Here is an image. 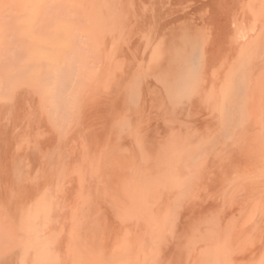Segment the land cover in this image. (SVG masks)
Wrapping results in <instances>:
<instances>
[{
    "label": "bare ground",
    "instance_id": "6f19581e",
    "mask_svg": "<svg viewBox=\"0 0 264 264\" xmlns=\"http://www.w3.org/2000/svg\"><path fill=\"white\" fill-rule=\"evenodd\" d=\"M176 1L0 0V264H169L172 262L167 260L170 255L166 254V248L164 253L168 257L163 254L161 245L165 232L171 230L170 236L174 233L172 230L178 220L175 208H180L185 200L192 202L204 193L215 194L216 204L212 206L214 198L211 206L220 211V216L216 213L218 218L214 217V221L206 224L203 233L199 231L202 236L199 237L196 232L199 238L192 233L191 239L197 237V242H202L205 248L203 257L195 261L197 256L194 252L199 251V247L192 246L189 251L193 255L192 261L188 264H264V35L244 34L240 35L244 40L235 38V24L231 26L227 14L235 8L237 0H190L194 6L190 8L192 11L208 9L206 13L209 12L211 18L221 17L222 30L219 32L224 33L221 40L224 44L231 43L228 45L230 53L222 63L219 62L218 39L213 42V51L210 48L211 55L207 53L209 57L205 55V49L201 48L196 59L188 55L187 60H190L186 66L180 64L184 68L189 67L185 73L183 71L179 91L183 94L186 92L192 106L197 103L198 108H201L199 106L205 104L202 107L211 109L213 116L220 117V121L218 118L216 120L225 123V126L229 125L223 139L227 156L219 160L221 163L217 162L219 158H210L217 165L205 161L208 166L213 164L210 166L214 169L207 166L214 170L213 173L207 170L212 173L209 175L206 165L200 169L197 166L200 164L195 165L202 155V149L193 146L185 137V141L179 140L174 146L175 150L171 148L175 154L163 160L162 156L160 159L155 158L164 161H159V164L153 159L156 162L149 169L143 168V165L138 168L145 154L141 153L144 155L138 158V152L142 150L141 146L139 150L133 144L137 142L127 139L135 146L133 151L139 150L137 158L140 161L137 159V166L127 154L129 150H117L124 141L122 138L123 141L117 145V134L129 136L121 131L139 103H136L137 93L142 89V93H139L144 94L140 86L155 71H151L152 74L148 70L149 78L147 73L143 75L146 80H141L140 85L137 79L142 77L138 78L136 74L132 76L136 69L131 73L133 67L124 62L123 57L119 58L121 48L115 46L116 38V44L111 43L110 35H113L112 30L115 28L122 30L127 27V36L124 35L127 41L124 44L128 46V35H133L135 26L140 24L136 16L141 12L143 14L146 9L154 13L147 20L144 14L141 15L145 19L142 22L146 24L144 27L157 21L160 30L162 27L164 31L168 25L171 29L167 28L172 30V22H165L167 13ZM251 2L254 3L250 8L254 10L253 18L240 10L261 23L256 22L258 26L264 27V0ZM205 15L200 18L201 22L203 17L207 18ZM246 18L242 19V23L245 24ZM129 20L128 27L126 23ZM248 21L251 22L250 19ZM107 27L111 31L103 32L105 29L108 31ZM200 27V31L196 28L197 32L191 27L189 29L194 31L195 36V33L202 32ZM159 28L156 26L155 29L158 31ZM263 30L259 32L264 34ZM168 34L157 37L166 38ZM216 36H219L218 33ZM211 38L215 36L212 34ZM167 39L164 44L171 45L169 51H172V45H175V50L180 46L183 49L180 39L175 41L176 37L169 35ZM184 40L191 44L188 35ZM184 53H180L182 58ZM191 65L195 66L190 68ZM135 81L139 86L138 92ZM170 100L166 103V111L170 108ZM235 107L239 116L234 114L236 111L233 113ZM191 109L193 113L194 108ZM147 111L149 113V109ZM138 117L141 118L140 115ZM167 118L170 119L169 114ZM213 118L210 121L213 122ZM152 119L154 122L155 118ZM218 133L215 135L217 139ZM134 138L132 136L131 139ZM140 139L137 137L139 145H142ZM208 141L203 144L212 146ZM219 143L222 147V141V145ZM220 147L217 146L219 150ZM212 151L208 152L210 156ZM132 154L133 157L136 155L134 152ZM151 154L148 155L154 156L156 153ZM211 160L208 158L207 162ZM147 170L151 171L145 173ZM205 198L202 200L208 204ZM206 220L208 223L210 219ZM202 222L198 223L202 225ZM176 234L173 235L175 238L181 236ZM171 237L166 239L171 240ZM184 241L187 242H183L187 248L190 238ZM165 243L167 241L163 245ZM183 254L186 255L184 250ZM183 258L187 259L184 255Z\"/></svg>",
    "mask_w": 264,
    "mask_h": 264
},
{
    "label": "rangeland",
    "instance_id": "374dc122",
    "mask_svg": "<svg viewBox=\"0 0 264 264\" xmlns=\"http://www.w3.org/2000/svg\"><path fill=\"white\" fill-rule=\"evenodd\" d=\"M183 1V2H182ZM240 1H241V3H240ZM239 2V3H238ZM254 2V1H253ZM176 4L175 5H173V6H171L172 8H171V10H170V12H168L167 13V16H166V24L167 23H169L170 21L172 22V30H170L171 29V26H165L166 28L164 29V31H163V28L161 27V29L162 30H160V28H159V26H158V24L156 23L157 21H155V22H152L151 24L150 23H148L150 26H148V24H147V28L146 27H144L146 24L145 23H142L143 21H145V19L144 18H146V20L148 19V18H150V17H153V11L151 10V9H146L145 11H143L144 13V18H143V16H141V15H143L142 14V12L138 15V17L136 16V19L138 20V22H140V24L142 23V25L140 26V24H138L137 26H135V31L137 32V30H138V33H136V32H133L132 34L133 35H128V46H126V44H124V42L126 43V41H127V38L126 37H124V35H126L127 36V30L128 29H126V28H123L122 30H118L117 28H115L114 30H112L113 32V37L110 35V37L112 38L111 40L113 41V42H111V43H113V44H116V42H117V44L115 45V46H117V47H120L121 48V55H120V57L119 58H122L123 60H124V62H126V63H128L131 67H133V68H131V73H133L132 71L133 70H135V72L132 74V76L134 75V74H136V77H142V79L141 78H139V79H137V80H140V85H141V83L142 82H145V78H146V76L148 77V76H150V74H148V72L150 71H152L153 72V70L155 71V75L153 74H151L152 76H150L151 78H147L148 80H146V82L144 83V84H142V85H144V86H140V89L141 88H143V92H144V94H146V95H142V94H140V93H142V89L139 91V86H138V83H137V81H135L136 83H135V85H137L136 86V88H137V92L139 93V95H138V93H137V100H136V103H138V104H136L135 105V107H136V109L133 111V114H132V118L130 119H128L129 120V122L125 125V126H123V130L121 131V132H123V134H125V135H129V136H122L120 133H119V135L121 136V138L119 137V135L117 134V138H119V140H117L115 143L117 144V145H119V143L120 142H122L123 140L124 141H126L125 143H124V141L122 142V143H120V148L118 147V151L120 150L121 152L122 151H124V152H126V150H129V151H127V154H129V155H127L126 153V155L127 156H129V157H131V160L132 159H134L133 161H134V165H138V162L140 161L139 159H140V156H142V155H144L143 156V159H141V162H142V164H140L139 163V167L138 168H140L142 165V167L143 168H147V169H149L150 168V166H151V168H153V166H154V162H156V161H158L157 159L160 157V156H162V157H160V158H162L161 160H163L164 159V157H168V155H173V154H175V152L174 151H172V149L174 148V146H176L180 141H188L189 143H191V144H194L193 146H196V147H200V149H202V157L201 156H199L198 157V159L196 160V162H195V165H197V164H200V165H197L198 166V168L199 167H201V168H203V167H205V165H206V167L208 166L207 164L208 163H213V162H215V164H216V161H212V160H217L216 158H219L218 160H217V162L218 163H221L220 161V159H223L225 156H227V151H225V144H224V138L226 137V135H227V128H229V125H227L226 124V126H225V123L224 124H222L221 122H219L220 121V117L218 118V116H213V114H212V111H211V109H207L206 107H202V106H205V104H203V105H200L199 107H201V108H198V106H197V103L196 104H193V106H192V102H190V99H189V97H187V95L185 94L186 92H184V94L183 93H181V91H179V86H180V88H181V79H182V77H183V71H184V73H185V71L187 70V68L189 67H187V68H184V66H186L185 64H187L188 63V60H190V59H188L187 60V58L189 57V56H192L193 58H197V56L199 55V51H200V49L202 48V49H205V55L209 52L210 53V55H211V53H212V51H213V49H214V47H213V44L215 43V40H218V41H216V43H218V44H216V45H218L217 47L218 48H220L219 50H220V54H219V56H220V60H219V62L220 63H222L223 62V59H225V56L226 57H228L227 56V54H229L230 53V50H228V49H230L229 48V46L228 45H231V43L230 44H228V43H225L224 44V42H222L223 40H221V38L224 36V33H221V32H219L220 31V29L222 30V20H220L221 19V17H217L216 19H213V18H211L210 17V13L208 12V13H206V11L208 10V9H205V11L204 10H200L201 12H199V10L198 11H192L191 9H193L194 8V6H193V2H191L190 0H181V2L179 1V0H177L176 2H175ZM250 3H252L251 2V0H249V1H246V0H237L235 3H234V6H235V8H237V10L233 7V9L231 10V11H228V14H227V19H230V21H231V26L233 27V25L235 24V28L233 29L232 27V29L234 30V32H233V34H235L234 36H235V38H239V40H244V39H242L241 38V36H243L244 34H247V35H254L255 36V34H261L262 36L264 35V34H262V32L260 33L259 32V30H263L264 29V27L262 26V27H260V26H258L259 24H261V23H259V22H257L256 20H254V19H251V18H253L252 17V14L254 13L253 11V8L252 9H250L252 6H254V3L253 4H250ZM239 4H241V5H239ZM244 4H246V5H244ZM192 5V6H191ZM236 5H239V6H236ZM243 5V6H242ZM250 5V6H249ZM246 7V8H245ZM191 8V9H190ZM190 9V10H189ZM238 9H239V11H238ZM240 9H242L243 10V12H246L247 13V15L249 16V17H251V18H249L246 14H244V13H242V10H240ZM244 9H246V11L244 10ZM250 9V10H249ZM234 10V11H233ZM150 11V12H149ZM236 11V12H235ZM251 11H252V13H251ZM146 12V13H145ZM148 12V13H147ZM195 12V13H194ZM203 12L205 13V14H207V15H205V14H203ZM231 12V13H230ZM241 12V13H240ZM152 13V14H151ZM187 13V14H186ZM190 13V14H189ZM196 13H198V14H196ZM234 13H235V15H234ZM236 13H237V15H236ZM149 14V15H148ZM201 14V15H200ZM233 14V15H232ZM195 15V16H194ZM200 15V16H199ZM202 15H205V16H207V18H205V19H203L202 18V22L200 21L201 19V17H202ZM208 15H209V18H210V20L208 19ZM243 15H245L247 18H248V20L250 19L251 20V22L250 21H248V20H245V24H247L246 26V31H245V27H244V23H242V21L244 22V20H242V19H244L245 18V16H244V18L243 17H241V16H243ZM147 16V17H146ZM240 16V17H239ZM142 17V18H141ZM236 18V20H235V18ZM141 18V19H140ZM241 18V19H240ZM246 18V19H247ZM177 19V20H176ZM169 20V21H168ZM182 20V21H181ZM196 20H199V21H196ZM209 20V21H208ZM212 20H215V21H212ZM234 20V21H233ZM241 20V21H240ZM253 20V21H252ZM168 21V22H167ZM203 21H205V22H203ZM249 22V23H247V22ZM129 23H126L127 25H128V27L130 26L129 24H130V20L128 21ZM206 22H208L209 23V25H207V23ZM213 22V23H212ZM216 22V23H215ZM219 22V23H218ZM235 22V23H234ZM236 22H237V24H236ZM259 23L258 25H257V23ZM155 23V24H154ZM164 23V24H165ZM174 23H177V24H179L178 26H176V24H174ZM195 23V24H194ZM196 23H198V24H196ZM206 25H205V24ZM212 23V24H211ZM252 23V24H251ZM163 24V23H162ZM163 24V25H164ZM174 24V25H173ZM244 24V25H243ZM250 24V26H248ZM126 25V26H127ZM144 25V26H143ZM188 25V26H187ZM189 25H190V27L191 28H193V30L195 31V32H197L196 31V28H198L199 29V27H200V25L204 28V26L203 25H205L206 27L203 29V28H201V31L202 32H199V34H200V36H199V34L197 35L196 33H195V36H194V31L192 30V29H189L190 27H189ZM192 25V26H191ZM197 25V26H196ZM257 25V27H255ZM156 26H157V28H159V30L157 31L155 28H156ZM174 26H176L175 28H174ZM184 26V27H183ZM238 26V27H237ZM141 27L143 28V29H141ZM167 27H169V28H167ZM249 27H251L252 29H253V31H252V29L251 28H249ZM255 27V28H254ZM241 28V29H240ZM248 28V29H247ZM107 29H108V31L105 29V31H103V32H110L111 30H110V27H107ZM244 29V30H243ZM251 29V30H250ZM110 30V31H109ZM133 30V31H134ZM143 30V31H142ZM146 30V31H145ZM192 30V31H191ZM218 30V32H216ZM116 31V32H115ZM121 31H123L122 33H121ZM153 31H157L158 33H156V32H153ZM162 31V33H160ZM170 31V32H169ZM181 31V33H183L182 35H181V33H179ZM198 31H200V29L198 30ZM253 33H252V32ZM118 32V33H117ZM140 32V33H139ZM141 32H144L145 34H143V33H141ZM153 32V33H152ZM169 33L168 35H169V37L170 36H175L176 37V39H175V41L177 40V41H179L178 39H180L181 41H179L180 43H181V45H182V47H183V49H181V46H180V44H178V46H180L179 47V49H181V50H179V49H174L175 47V45L173 46L172 45V51L170 50H168L169 48H170V46L171 45H169V46H166L165 44H166V41L168 40L167 39V36H165L166 38H164V37H157V35H161V34H164V33ZM241 32L243 33V34H241ZM247 32V33H246ZM106 33H104L105 35H106ZM120 33H121V36H120ZM126 33V34H125ZM178 33V34H177ZM185 33H186V35H188V37H190L191 38V44H189L186 40H184V37L186 36L185 35ZM204 35H203V34ZM217 33H218V35L219 36H216L217 35ZM236 33L238 34V36L236 35ZM263 33H264V30H263ZM156 34V35H155ZM173 34V35H172ZM174 34H176V35H174ZM179 34H180V36H179ZM210 34H211V36H210ZM212 34H213V37L215 36V38H211L212 37ZM221 34V35H220ZM117 35V36H116ZM139 35V36H138ZM144 35H146V37H143ZM197 35V36H196ZM202 35V36H201ZM223 35V36H222ZM241 35V36H240ZM124 38H123V37ZM130 36V37H129ZM134 38H133V37ZM152 36V37H151ZM179 36V37H178ZM118 37H120V39L121 40H119V38ZM181 37V38H180ZM208 37V38H207ZM264 37V36H263ZM116 38V39H115ZM144 38H146V40L144 39ZM150 38V39H149ZM152 38V39H151ZM207 38V39H206ZM217 38V39H216ZM117 40L116 42H114L115 40ZM126 39V40H125ZM209 39H211V40H209ZM212 39H214V40H212ZM110 40V41H111ZM133 40V41H132ZM151 40V41H150ZM118 41H119V44H118ZM131 41H132V43H131ZM186 41V42H185ZM205 41V42H204ZM209 41V42H208ZM263 41H264V38H263ZM134 42H136V43H134ZM161 42H163V44L161 43ZM211 42V44H209ZM214 42V43H213ZM165 43V44H164ZM137 44V45H136ZM148 44V45H147ZM206 44V45H205ZM221 44V45H220ZM223 44V45H222ZM125 45V46H124ZM130 45V46H129ZM135 45V46H134ZM192 45V46H191ZM209 45V46H208ZM123 46V47H122ZM132 46V47H131ZM147 46V47H146ZM153 46V47H152ZM177 46V45H176ZM221 46V47H220ZM228 46V47H227ZM125 47V48H124ZM169 47V48H168ZM174 47V48H173ZM185 47V48H184ZM187 47H189V48H187ZM192 47V48H191ZM197 47V48H196ZM204 47V48H203ZM206 47V48H205ZM216 47V48H217ZM124 48V49H123ZM129 48V49H128ZM207 48H209V51H208V49ZM210 48L212 49V51H210ZM138 49V50H137ZM187 49V50H186ZM125 50H127V51H125ZM151 50V51H150ZM159 50V51H158ZM166 50H168V52L170 53V55L168 56V53H167V51ZM182 51V52H179V51ZM198 52H196V51ZM130 51V52H129ZM174 51V52H173ZM191 51V53H189ZM122 52H123V54H122ZM125 52H127V53H125ZM139 52V53H138ZM151 52V53H150ZM176 52V53H175ZM187 54H185V53ZM180 53H184V57H185V60H183L184 59V57L182 58V54H180ZM180 54V55H179ZM195 56H194V55ZM123 55V56H122ZM125 55V56H124ZM127 55H129V56H127ZM156 55V56H155ZM159 55V56H158ZM186 55V56H185ZM189 55V56H188ZM210 55H206V56H210ZM149 56V57H148ZM166 57H169L168 59L166 58ZM178 57H181V58H179L178 59ZM223 57V58H222ZM118 58V60H121V59H119ZM137 58V59H136ZM134 61H133V60ZM147 59H148V61H147ZM165 59H166V61H165ZM180 59H182V60H180ZM175 60V61H174ZM178 60V61H177ZM128 61V62H127ZM132 61V62H131ZM147 61V62H146ZM155 61V62H154ZM179 61H181V62H179ZM119 62V64H120V61H118ZM123 62V61H122ZM134 62V63H133ZM175 62V63H174ZM187 62V63H186ZM209 62V61H208ZM163 63V64H162ZM165 63V64H164ZM178 63V64H177ZM182 63V64H181ZM210 63H211V61H210ZM118 64V65H119ZM134 64V65H133ZM135 64H137V65H135ZM156 64H159V66L160 65H163V66H158V67H156L157 65ZM184 65V66H181V65ZM121 65H122V63H121ZM172 65V66H171ZM196 65V64H195ZM195 65H191L190 66V68L193 66H195ZM223 65V64H222ZM137 66V67H136ZM176 66H177V69H176ZM181 68H180V67ZM155 67V68H154ZM174 69H173V68ZM179 67V68H178ZM118 70H119V66H117L116 67ZM146 68V69H145ZM150 68V69H149ZM159 68V69H158ZM155 69H158V70H155ZM182 69V70H181ZM186 69V70H185ZM221 69H223L222 68V66H221ZM149 70V71H148ZM137 71H138V73H137ZM171 71V72H170ZM178 71H180V74H179V72ZM140 72V73H139ZM158 72V73H157ZM173 72H175L176 74H178V75H176L175 73H173ZM178 72V73H177ZM148 75H147V74ZM181 73H182V75H181ZM146 74V76H143V75H145ZM171 74V75H170ZM174 75V76H173ZM154 77V78H153ZM178 77V78H177ZM179 77H181V78H179ZM178 79V80H177ZM141 80H142V82H141ZM183 80V79H182ZM171 81H172V83H171ZM175 81H177L176 83H175ZM153 82V83H152ZM169 83H171V84H169ZM160 84V85H159ZM147 85V86H146ZM155 85H157V86H154ZM168 85V86H167ZM174 85V86H173ZM161 86V87H160ZM145 88V89H144ZM161 88V89H160ZM145 90V91H144ZM162 91V92H161ZM179 91V92H178ZM179 93H181V94H179ZM139 96V97H138ZM164 96V97H163ZM166 96V97H165ZM169 97V100H170V104H168V105H170L169 107L170 108H168V112L166 111V109H167V104L166 103H169V100L167 99L168 97ZM143 97V98H142ZM139 98V99H138ZM141 98V99H140ZM165 98L168 100H165ZM144 99V100H143ZM161 99V100H160ZM139 100V101H138ZM141 100L143 101V104H144V101H145V105H143L142 104V102H141ZM147 100V101H146ZM175 100V101H174ZM159 101V102H158ZM167 101V102H166ZM162 102V103H161ZM151 103V104H150ZM191 103V104H190ZM149 104V105H148ZM153 104V105H152ZM177 104H178V107H177ZM140 105H143V107H141ZM159 105H161V106H159ZM175 105V106H174ZM195 105L197 106L196 108H195ZM144 106H145V108H144ZM149 106H151V107H149ZM239 107V106H238ZM242 107V106H241ZM140 108H141V110H140ZM143 108V109H142ZM149 109V113H148V109ZM154 108H156L157 110L155 111V109ZM181 109V111H180V109ZM191 108H194V111L197 113V112H201L202 113V115H200L201 113H199V114H197L196 115V113L193 111V113H192V110L193 109H191ZM236 108V109H235ZM234 109H232L233 110V113H234V111H236L234 114H237L238 113V109H237V107H235ZM147 109V110H146ZM151 109V110H150ZM154 111H153V110ZM164 109H165V112H164ZM171 109V110H170ZM198 109V110H197ZM204 109V110H203ZM139 110V111H138ZM163 110V111H162ZM177 110H179L178 112H177ZM146 111V112H145ZM153 111V112H152ZM145 112V113H144ZM151 112V113H150ZM162 112V113H161ZM167 112V113H166ZM190 112V113H189ZM164 113V114H163ZM166 113V114H165ZM209 113H210V116H209V118L207 117L208 115H209ZM162 114V115H161ZM168 114H169V116H170V119H168L167 117H168ZM141 116V118L140 117H138V116ZM150 115H151V117H150ZM157 115V116H156ZM166 115V116H165ZM147 116H148V118H147ZM153 116H156V117H153ZM160 116H162L161 117V119H159L160 118ZM166 118H165V117ZM195 116H197V117H195ZM200 116H201V118H200ZM229 116H231V118H232V113H230L229 114ZM237 116H239V114H237ZM142 117H144V118H142ZM147 119H146V118ZM172 117V118H171ZM213 117H215V118H213ZM150 118V119H149ZM152 118H155V121L153 122L152 120ZM207 118V119H206ZM212 118L214 119L213 120V122L212 121H210V120H212ZM219 119V121L218 120H216V119ZM135 119V120H134ZM138 119V120H137ZM141 119V120H140ZM143 119V120H142ZM145 119H146V121H145ZM149 119V122H147V120ZM152 119V120H151ZM131 120V121H130ZM156 120H158V122L156 121ZM139 121H141V123H139ZM188 121V122H187ZM192 121V122H191ZM208 121V122H207ZM229 121V120H228ZM135 122V123H134ZM142 122H144V123H142ZM147 122V123H146ZM184 122H187V123H184ZM212 122V123H211ZM216 124H215V123ZM155 123V124H154ZM198 123H200V124H198ZM210 123H211V125H210ZM136 124V125H135ZM141 124L143 125V126H141ZM148 124V125H147ZM189 124V125H188ZM207 124H209L210 126H207ZM214 124V125H213ZM128 125H130L131 127H129ZM151 125H153V126H151ZM189 127H188V126ZM198 125V126H197ZM213 125V126H212ZM138 126H141V128H139ZM148 126H150V127H148ZM224 126V128H222V127ZM129 127V128H128ZM138 127V128H137ZM143 127V128H142ZM137 130H136V129ZM145 128H147V129H145ZM187 128V129H186ZM197 128V129H196ZM209 128V129H208ZM213 128H215L216 129V131L214 130V131H212L213 130ZM217 128H218V130H217ZM126 129H128V130H126ZM145 129V130H144ZM193 129H195V130H193ZM136 130V131H135ZM138 130H139V132H140V134H137V133H139L138 132ZM141 130H143V131H141ZM210 130L212 131V132H210ZM125 131H127V133H125ZM182 131V132H181ZM187 131L189 132V133H187ZM192 131V132H191ZM207 131H209V132H207ZM120 132V131H119ZM180 132V133H179ZM197 132H199V134L197 133ZM204 132V133H203ZM205 132H206V134H205ZM218 132H220V133H218ZM133 133V134H132ZM185 133H187V134H185ZM195 133V134H194ZM197 133V134H196ZM208 133H209V136H208ZM217 133L219 134L218 136V139L216 138L217 136H215V135H217ZM131 134V135H130ZM172 134V135H171ZM214 134V135H213ZM142 135H144V136H142ZM161 137H160V136ZM180 135H182V136H180ZM225 135V136H224ZM132 136L134 137L135 136V138L134 139H131L132 138ZM141 136V137H140ZM157 136H158V138H157ZM187 136V137H186ZM204 136H205V138H204ZM125 137V138H124ZM127 137H129V138H127ZM137 137L138 138H141L140 140H141V144L143 145H139L140 143H138V142H140V141H138L137 140ZM142 137H144V140H143V138ZM168 137V138H167ZM185 137V138H184ZM192 137V138H191ZM206 137H209V139L211 140L213 137V139H212V142H213V144H211L212 142H210V140L208 141V139L206 138ZM212 137V138H211ZM116 138V139H117ZM122 138H123V140H122ZM170 138H172V139H170ZM185 140H184V139ZM120 139H121V141H120ZM133 140L132 142H137V143H133V144H135L136 145V148L138 147V149L140 148L139 146H141V152H138L139 153V159L137 158V150L136 151H133L134 150V145L132 144V143H129V141L128 140ZM199 139V140H198ZM204 139V140H203ZM222 139V140H221ZM224 139V140H223ZM137 140V141H136ZM172 140V141H171ZM180 140V141H179ZM193 140H195V141H193ZM206 140L210 143V145H214V144H216L214 147H212V146H210V147H212L213 149V151L212 150H209V149H211L210 147H209V145L208 144H203V142L204 143H206ZM154 141V142H153ZM156 141V142H155ZM171 141V142H170ZM216 141V142H215ZM221 141H222V143H223V146L222 147H220V145H218V143L219 144H221L222 145V143H221ZM131 142V141H130ZM157 142L159 143V144H157ZM169 142V143H168ZM127 143H128V145H131V146H129L128 147V145H127ZM197 143V144H196ZM201 146H200V145ZM125 145H127L126 146V149H125ZM204 145V146H203ZM134 146V147H133ZM153 146V147H152ZM202 146L204 147V150H203V148H202ZM207 146V147H206ZM217 146H219L220 147V150L217 148ZM128 147V148H127ZM131 147V148H130ZM143 147V148H142ZM224 147V148H223ZM133 148V149H132ZM172 148V149H171ZM176 148V147H175ZM184 148V147H183ZM206 148H207V150H206ZM216 148L219 150H217L216 151ZM144 149V150H143ZM140 150V149H139ZM138 150V151H139ZM173 150H175V149H173ZM182 150V149H181ZM223 150V151H222ZM210 151H212V152H216V153H213L212 154V152H211V156H210V153H208V152H210ZM120 152V153H121ZM129 152V153H128ZM134 152V157H133V153ZM144 152V154H141V153H143ZM156 153V154H154V156H149L150 155V153ZM205 152V154H203ZM206 152L208 153V154H206ZM119 153V152H118ZM149 155H148V154ZM151 154V155H152ZM157 154H158V156H157ZM123 155V154H122ZM148 156V158L147 159H145L147 156ZM206 155V156H205ZM207 155H208V157H207ZM215 155V156H214ZM119 156V155H118ZM125 156V155H124ZM136 157V158H135ZM153 157V158H152ZM205 159H204V158ZM207 157V158H206ZM216 157V158H215ZM142 158V157H141ZM151 158H152V160H151ZM155 158H157V159H155ZM159 158V159H160ZM165 158V159H166ZM208 158H209V160H211L210 162L208 161L207 162V160H208ZM211 158V159H210ZM137 159L139 160V161H137ZM153 159H155V160H153ZM147 160V161H146ZM202 160V161H201ZM220 160V161H219ZM144 161H145V164H144ZM160 161V160H159ZM159 161L157 162V164H159ZM205 161H206V163H205ZM151 162V163H150ZM161 162H164V161H160V163ZM154 163V164H153ZM192 164L191 165H193L194 164V162L192 161L191 162ZM205 163V164H204ZM217 163V164H218ZM214 164V163H213ZM213 164H209V166L208 167H211V168H213L212 166H213ZM216 164V165H217ZM141 165V166H140ZM148 167H147V166ZM210 165H212V166H210ZM145 166V167H144ZM205 167V169H206V172H208L207 174H212L213 172H214V168L213 169H208V167L206 168ZM143 168H141V169H143ZM200 169V168H199ZM207 170H209V171H213L212 173L211 172H209V171H207ZM151 170H147L145 173H148V172H150ZM205 194V195H204ZM204 194H202V195H198L199 197H201V198H199V197H197L195 200H193L192 202L191 201H188V200H185V198L183 199V201L185 202H182V203H184V204H180V208H178V207H176L175 208V211H176V217L178 218V220H179V222H178V220L176 221V224L177 223H179V224H175V229H176V231H175V229L174 230H172V232H174L173 233V235H175L176 233H178V235H181V236H178L177 234H176V236H178L179 238H175V236H173V235H169V234H171V230H169V232L168 233H166L165 232V234H166V236H165V239L169 236V237H171V240H170V238L169 239H162V245H161V248H162V250H163V254L166 256V254H168V255H170L169 257L168 256H166V257H168L167 258V260H169V262H170V260L172 261L171 263H169V264H172V263H174V264H182V260H183V263L184 264H188V263H190L191 261H192V256L190 255L191 253L189 252L193 247L192 246H198L199 247V251H197V252H194L195 254V257L197 258L195 261H198L199 259H201L202 257H203V250H204V245H203V243L202 242H197L199 239V237L200 236H202V234L201 233H203V231H204V229L206 228V226L207 225H209V223L210 222H212V221H214V217L215 218H218V215L220 216V211H218V210H216V207L215 208H213L212 206H215L214 204H216V200H217V198H215L216 196H215V194L214 193H204ZM204 195V196H203ZM206 195H207V197H206ZM210 195L212 196V197H210ZM206 197V198H205ZM203 198H205L204 199V201H207L208 202V204L205 202H203ZM214 198H215V201L212 203V201L214 200ZM198 199V200H197ZM220 199V198H219ZM174 200V199H173ZM201 200V201H200ZM188 203H187V202ZM196 201H198V202H196ZM211 201V202H210ZM201 202V203H200ZM203 203V204H202ZM211 203H212V206H211ZM188 206H187V205ZM201 204V205H200ZM183 205H185V206H183ZM209 205V206H208ZM184 207L183 209H184V211H185V213L183 212V210H182V207ZM187 206V207H186ZM195 206V207H194ZM201 207V208H200ZM204 207V208H203ZM212 207V208H211ZM193 208V209H192ZM197 208V209H196ZM209 210H208V209ZM213 210V212H212V210ZM218 208V207H217ZM205 209V210H204ZM214 209H215V211H214ZM220 209V208H219ZM180 210L183 212H180ZM190 210V211H189ZM207 210V211H206ZM209 211V212H208ZM216 211H218V212H216ZM190 212H192V213H190ZM194 212V213H193ZM178 213L180 214V215H178ZM218 215H217V214ZM181 214H182V216H181ZM196 214V215H195ZM205 214V215H204ZM184 215V216H183ZM215 215V216H214ZM181 216V217H180ZM186 216V217H185ZM194 217V218H192V217ZM217 216V217H216ZM176 218V219H177ZM210 220H209V219ZM183 221H182V220ZM185 219V220H184ZM204 221V220H206V221H208L209 220V222L207 223V222H202V220ZM212 220V221H211ZM216 220V219H215ZM181 221V222H180ZM192 221V222H191ZM202 222V225H201V223L199 224L198 222ZM203 223H205L204 225H203ZM207 224V225H206ZM193 225V226H192ZM195 225V226H194ZM176 226H177V228L179 227V229H177L176 228ZM189 226H191V227H189ZM181 227V228H180ZM196 227V228H195ZM203 227H204V229H203ZM183 228V229H182ZM202 228V229H201ZM182 229V230H181ZM193 229V230H192ZM195 230V231H194ZM193 231V232H192ZM199 231L201 232V233H199ZM176 232V233H175ZM195 232V233H194ZM196 232H198L199 233V237L197 236V234H196ZM143 233V232H142ZM145 233V232H144ZM190 233H191V235H190ZM192 233H193V235H196L197 237H195V236H193L194 238H196L193 242L191 241L192 239H191V237L190 236H192ZM185 234V235H184ZM186 234H187V236H186ZM201 234V235H200ZM147 238H148V236L146 235V234H144ZM168 235V236H167ZM190 238V241L192 242H189V244H187V246L189 247H187L186 248V245H185V243H183V242H186V241H184V239H189ZM174 238V239H173ZM177 239V240H176ZM170 241V243H169V241ZM174 240H175V242L176 243H174ZM164 241L166 242L167 241V244L166 245H163L164 244ZM181 241H182V243H181ZM187 242H188V240H187ZM186 242V243H187ZM195 243H197V244H195ZM169 244V245H168ZM179 244V245H178ZM174 245V246H173ZM184 245H185V247H184ZM200 245H202V246H200ZM163 246H164V248H163ZM181 246V247H180ZM173 247V248H172ZM186 248V249H184V248ZM192 247V248H191ZM204 247V248H203ZM166 248V254L164 253L165 252V249ZM172 248V250H169V249H171ZM167 249L169 250V251H167ZM183 250H184V253L186 252V255L185 254H183ZM186 250V251H185ZM182 252V255L180 254ZM189 252V253H188ZM201 253V254H200ZM172 254V255H171ZM198 254H199V256H198ZM183 255L184 256H186L187 257V259L186 258H183ZM189 256V257H188ZM190 256H191V258H190ZM177 257V258H176ZM199 258V259H198ZM178 259H180V260H178ZM195 259V258H194ZM176 261H178V262H176ZM184 261H187V262H184ZM180 262V263H179Z\"/></svg>",
    "mask_w": 264,
    "mask_h": 264
}]
</instances>
